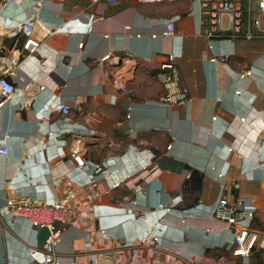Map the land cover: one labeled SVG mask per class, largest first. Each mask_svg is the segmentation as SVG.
Masks as SVG:
<instances>
[{"label":"crops","instance_id":"obj_1","mask_svg":"<svg viewBox=\"0 0 264 264\" xmlns=\"http://www.w3.org/2000/svg\"><path fill=\"white\" fill-rule=\"evenodd\" d=\"M36 2L0 0V76L14 70L17 88L0 106V148L2 133L13 129L9 152H0V264L28 261L39 233L12 214L7 198L50 203L66 192L81 217L63 227L61 264H243L226 248L232 235L214 218L213 204L218 173L227 183L238 177L237 194L264 232V38H222L210 48L199 30L198 0ZM37 15L34 35L43 47L30 53L19 25ZM175 17V35L162 36ZM220 49L227 63L210 60ZM170 53L191 95L172 107L160 102L164 89L155 76ZM108 55L118 58L103 63ZM247 69L251 77L239 78ZM116 75L134 88L132 97L114 87ZM31 81L45 85L36 99L25 88ZM56 101L71 106L69 116L51 110ZM57 127L61 132L48 134ZM75 144L83 166L71 156ZM160 203L173 208L165 212ZM159 219L157 244H141ZM251 264H264V250Z\"/></svg>","mask_w":264,"mask_h":264},{"label":"built area","instance_id":"obj_2","mask_svg":"<svg viewBox=\"0 0 264 264\" xmlns=\"http://www.w3.org/2000/svg\"><path fill=\"white\" fill-rule=\"evenodd\" d=\"M97 2L99 0H92ZM110 3H117L118 0H106ZM200 4L199 11V30L209 41V47L215 48V41L225 38L228 41H235L237 38L244 40H254L256 38H264V0H198ZM42 0H37L36 6L42 5ZM109 16L108 18H111ZM228 17L229 26L225 27L224 20ZM37 15L34 19L22 21L20 29L24 36L23 48L30 53H41L43 43L34 35V26ZM179 18H171L164 24L161 35L171 37L176 33V22ZM130 29V26L126 27ZM157 33H152V37H157ZM83 42L80 43V46ZM118 58V56L108 55L102 62L108 59ZM124 61L130 60L128 56L122 58ZM212 62L227 63L225 53L220 49L210 59ZM23 62H21V65ZM11 70L9 75L14 74ZM9 75L0 76V106L10 99L17 91L16 85ZM252 75V70L247 69L238 74L241 79H248ZM156 78L161 82L164 92L160 97V102L168 107H172L191 100L190 89L181 82L179 67L176 63V55L170 53L167 59L161 63L155 74ZM114 87L123 95L132 97L134 88L128 83L123 75H116L112 79ZM26 91L36 99L39 91L45 89V85L31 81L26 85ZM236 93H240L241 89H235ZM51 110L58 112L60 115L67 117L71 113V106L64 101H56L50 106ZM133 115V106H127L125 119L129 120ZM216 118V117H215ZM246 116L240 117L245 122ZM12 128H7L2 133V139L5 145L0 148L1 153H8L10 145L8 141L12 135ZM61 132V128L51 129L49 135ZM36 146V142L31 143ZM172 143L167 148H171ZM138 150V146H134ZM72 158L81 166L84 165L83 152L79 145H74L71 149ZM260 166H264V159L260 161ZM146 168V166H143ZM225 172L218 173L221 179L218 197L213 204V215L217 220L223 221L228 225L231 232V240L226 248L229 249L234 256L242 259L243 264H251L253 255L258 251L264 250V232L254 227V219L256 211L246 207V198L237 191L241 188L238 177L233 176L231 183H227L223 178ZM121 181L113 183V187L120 186ZM37 181L31 177L29 179V187L36 188ZM94 195L99 197L101 194L98 190H94ZM133 203H136L133 201ZM6 205L11 208L14 216L25 217L30 220L31 224L40 230L47 227L49 230L48 237L41 243L37 241L29 250L30 259L20 264H61L58 256L57 247L65 225L80 219L81 212L76 209L70 192L63 194L61 198L50 203L22 202L13 197L7 198ZM95 208L97 204L93 205ZM158 207L165 212H170L173 205L160 203ZM146 221L147 217L143 215ZM161 219L153 224V228L142 237L141 244L152 243L155 246L159 240V234L155 229L161 228ZM206 232H211V227H206ZM190 264H198L190 262ZM211 264H220L218 260Z\"/></svg>","mask_w":264,"mask_h":264},{"label":"water","instance_id":"obj_3","mask_svg":"<svg viewBox=\"0 0 264 264\" xmlns=\"http://www.w3.org/2000/svg\"><path fill=\"white\" fill-rule=\"evenodd\" d=\"M48 234H49V230L47 227L41 228L38 233V241L43 243L48 237Z\"/></svg>","mask_w":264,"mask_h":264}]
</instances>
